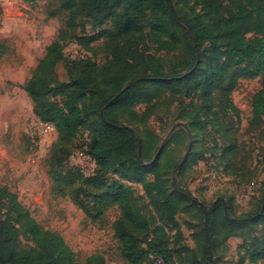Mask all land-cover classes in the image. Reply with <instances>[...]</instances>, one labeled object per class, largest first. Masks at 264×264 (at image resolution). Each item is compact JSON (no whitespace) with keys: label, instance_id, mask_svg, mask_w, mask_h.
<instances>
[{"label":"rangeland","instance_id":"374dc122","mask_svg":"<svg viewBox=\"0 0 264 264\" xmlns=\"http://www.w3.org/2000/svg\"><path fill=\"white\" fill-rule=\"evenodd\" d=\"M167 1L171 9L160 14V18L173 22L174 12L177 21L173 26L181 38L179 49L159 50L147 38L139 42L138 48L143 64L160 66L161 72L179 79L184 96L191 74H208L209 79L218 81L223 59L213 54L207 43L199 47L198 61L193 58L189 28L199 19L209 21L200 0ZM129 2L120 0L115 12L122 13ZM67 21L68 13L61 10L59 0L33 5L22 0H0V202H8L13 196L42 230L56 232L65 240L79 264H87L93 255L103 256L107 264H130L123 257L122 245L113 228L120 211L111 208L100 219L91 220L75 204V198L84 199L83 194L75 191L81 181L70 186L55 177L51 151L58 133L53 125L38 120L33 102L24 91L49 47L55 43L60 46L63 41L59 37L65 32L70 41L65 48L68 59L88 55L95 58L99 68L105 66L104 40L92 44L90 54L75 42L83 36L82 27L87 36H92L106 26L94 27L91 21L78 18V27L69 30ZM148 32L147 27L145 33ZM56 74L61 82L70 80L66 61L56 65ZM139 78L138 83L143 79ZM260 89L259 79L241 80L233 89L231 101L239 111L238 117L233 111H221L219 102L201 94L185 99L166 94L144 126L132 123L127 117L121 118L139 139H144L147 132L158 136L161 150L154 155L152 163L143 164L145 169L128 173L112 171L110 180L131 187L135 196L142 197L143 203L139 204L149 205L141 179L146 176L152 182L154 177L150 173L159 163L164 166L159 171L167 183L168 194L182 202L173 220L154 213L155 227L164 235L167 251L145 264H264V119L258 127L251 126L252 100ZM87 106L90 121L94 126L100 124L97 109ZM144 109L142 105L136 111L141 114ZM91 130L83 129L68 148L69 154L61 162L63 176L72 171L76 177L74 172L79 169L89 176L95 170L87 154ZM172 133L180 137V143L172 142L161 154ZM138 155L141 156L140 151ZM175 163L178 165L173 169ZM173 182L192 199L182 196ZM251 184L255 187L242 193ZM214 204L219 205L222 216L240 222L225 220L238 229L229 238L220 236L213 225L208 253L202 211L210 210ZM17 226L22 230L23 246H32L29 235L21 225Z\"/></svg>","mask_w":264,"mask_h":264},{"label":"trees","instance_id":"16d2710c","mask_svg":"<svg viewBox=\"0 0 264 264\" xmlns=\"http://www.w3.org/2000/svg\"><path fill=\"white\" fill-rule=\"evenodd\" d=\"M22 1L33 5L44 0ZM59 1L61 10L68 13L67 29L77 28L78 18L91 21L94 27L106 26L105 30L92 36H87L82 27L83 36L75 40L87 54L93 53L92 44L104 40L106 64L99 68L95 58L88 55L68 59L65 48L70 41L67 40L68 32H65L59 37L63 41L60 46L55 43L49 47L24 91L33 102L38 120L53 125L58 133L51 151L55 177L70 186L81 181L80 188L75 191L83 194L84 199L78 197L74 202L89 219H100L111 208H117L121 215L113 228L122 245L123 257L130 264H145L150 258H158L167 251L164 235L159 234L161 230L155 227L154 213L173 220L182 202L168 194L167 183L159 171L164 166L159 163L150 173L154 177L152 182L146 176L141 179L149 205L139 204L142 197L135 196L131 187L118 180H110L112 171L128 173L133 169H145L143 164L152 163L154 155L161 150L158 136L147 132L144 139H139L121 118L127 117L132 123L144 126L153 116L155 105L166 94L184 99L201 94L219 102L221 111H233L238 117L239 111L231 101L233 89L241 80L259 79L261 89L252 100L251 124L258 127L264 119V0H200L209 21L199 19L189 28L193 58L198 61L199 47L207 43L211 52L218 54L223 62L218 81L209 79L208 74H191L184 96L179 79L163 70L161 72L160 66L143 64L142 52L138 48L139 42L147 38V41L157 44L159 50L174 52L179 49L181 38L173 26L177 21L174 12L171 13L173 22L160 18V14L171 9L167 0H130L120 14L115 12L120 0ZM150 18L154 21L149 22ZM147 27L149 32L145 33ZM62 61L67 62L68 82H61L56 74V65ZM139 77L143 79L138 83ZM88 104L97 109L100 124L94 126L90 121ZM142 105L145 109L138 114L136 108ZM86 127L92 129L87 154L92 158L95 170L89 176L80 169L74 172L76 177L72 171L63 176L61 162L69 154L70 145ZM179 141L180 137L172 133L161 154L172 142ZM177 165L175 163L173 169ZM172 184L182 196L192 199L176 186V182ZM262 206L264 208V198ZM202 212L207 249L211 245L213 225L225 238L237 232L236 226L225 220L238 224L240 219L222 216L218 204ZM17 225H21L24 233L29 235L32 246H23L22 230ZM208 258L212 260L211 256ZM0 264L79 263L59 234L42 230L29 212L11 196L8 202H0ZM87 264L107 263L103 256L93 255Z\"/></svg>","mask_w":264,"mask_h":264},{"label":"built area","instance_id":"2783aa9c","mask_svg":"<svg viewBox=\"0 0 264 264\" xmlns=\"http://www.w3.org/2000/svg\"><path fill=\"white\" fill-rule=\"evenodd\" d=\"M86 56V55H85ZM84 56H82L81 58H83ZM45 125H47V126H50L51 124H45ZM52 126V125H51ZM254 188L255 187V185L254 184H251V185H249V186H246L245 188H243L242 189V193H244V191H246V188H249V189H251V188Z\"/></svg>","mask_w":264,"mask_h":264}]
</instances>
